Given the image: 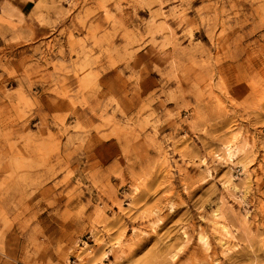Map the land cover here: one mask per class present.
Here are the masks:
<instances>
[{"label": "rangeland", "instance_id": "obj_1", "mask_svg": "<svg viewBox=\"0 0 264 264\" xmlns=\"http://www.w3.org/2000/svg\"><path fill=\"white\" fill-rule=\"evenodd\" d=\"M0 264H264V0H0Z\"/></svg>", "mask_w": 264, "mask_h": 264}]
</instances>
